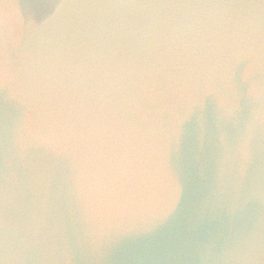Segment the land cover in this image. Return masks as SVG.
<instances>
[{
	"label": "clouds",
	"instance_id": "clouds-1",
	"mask_svg": "<svg viewBox=\"0 0 264 264\" xmlns=\"http://www.w3.org/2000/svg\"><path fill=\"white\" fill-rule=\"evenodd\" d=\"M0 89V264H98L206 216L203 264H264V0H62L0 34Z\"/></svg>",
	"mask_w": 264,
	"mask_h": 264
},
{
	"label": "water",
	"instance_id": "water-1",
	"mask_svg": "<svg viewBox=\"0 0 264 264\" xmlns=\"http://www.w3.org/2000/svg\"><path fill=\"white\" fill-rule=\"evenodd\" d=\"M62 0H0V34L9 27L23 24L25 27L38 26L51 15ZM11 5L15 20L6 21L4 5ZM244 65L238 69V75ZM6 90L0 89V148H2L5 132L10 129L16 115L11 102L7 101ZM174 163L181 166L190 176L193 199L196 198L198 183V164L192 154L191 145L182 148ZM221 229L219 219L206 216L199 223L181 220L162 231L145 235H129L116 241L105 253L98 264H203L196 255L197 246L214 238ZM73 264H96L94 261L73 260Z\"/></svg>",
	"mask_w": 264,
	"mask_h": 264
}]
</instances>
